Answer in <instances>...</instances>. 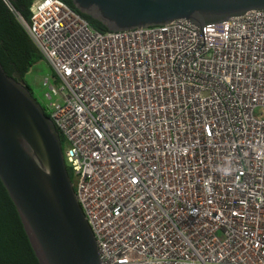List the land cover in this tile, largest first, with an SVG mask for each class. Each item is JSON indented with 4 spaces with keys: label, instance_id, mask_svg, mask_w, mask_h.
Listing matches in <instances>:
<instances>
[{
    "label": "built area",
    "instance_id": "obj_1",
    "mask_svg": "<svg viewBox=\"0 0 264 264\" xmlns=\"http://www.w3.org/2000/svg\"><path fill=\"white\" fill-rule=\"evenodd\" d=\"M0 1L50 68L100 264H264V10L100 32L62 0L29 23Z\"/></svg>",
    "mask_w": 264,
    "mask_h": 264
},
{
    "label": "water",
    "instance_id": "obj_2",
    "mask_svg": "<svg viewBox=\"0 0 264 264\" xmlns=\"http://www.w3.org/2000/svg\"><path fill=\"white\" fill-rule=\"evenodd\" d=\"M69 1L112 32L176 20L203 28L264 10V0ZM0 181L38 264H100L94 234L64 162L59 133L24 83L7 76L1 64Z\"/></svg>",
    "mask_w": 264,
    "mask_h": 264
},
{
    "label": "trees",
    "instance_id": "obj_3",
    "mask_svg": "<svg viewBox=\"0 0 264 264\" xmlns=\"http://www.w3.org/2000/svg\"><path fill=\"white\" fill-rule=\"evenodd\" d=\"M62 1L85 19L95 30L100 32L108 31V29L100 22L78 12L69 0ZM33 2L34 0L11 1L16 12L26 23L30 22ZM39 63L47 64L23 26L13 13L9 11L7 6L0 1V64L4 72L7 76L16 81L23 82L26 88L34 96L25 77L29 74L32 68ZM40 105L45 114L49 117L44 104L41 102ZM58 133L61 139L62 148H64L65 139L59 131ZM67 171L70 180L74 185V174L69 167H67ZM0 264H38V260L30 246L16 209L8 197L1 181Z\"/></svg>",
    "mask_w": 264,
    "mask_h": 264
},
{
    "label": "rangeland",
    "instance_id": "obj_4",
    "mask_svg": "<svg viewBox=\"0 0 264 264\" xmlns=\"http://www.w3.org/2000/svg\"><path fill=\"white\" fill-rule=\"evenodd\" d=\"M50 68L46 63H39L35 65L32 70L29 72V74L25 77L26 81L28 82L30 88L32 89V92L34 94V97L37 99L39 103L43 101L42 97V79L49 75Z\"/></svg>",
    "mask_w": 264,
    "mask_h": 264
},
{
    "label": "clouds",
    "instance_id": "obj_5",
    "mask_svg": "<svg viewBox=\"0 0 264 264\" xmlns=\"http://www.w3.org/2000/svg\"><path fill=\"white\" fill-rule=\"evenodd\" d=\"M225 173L227 174V170H225Z\"/></svg>",
    "mask_w": 264,
    "mask_h": 264
}]
</instances>
